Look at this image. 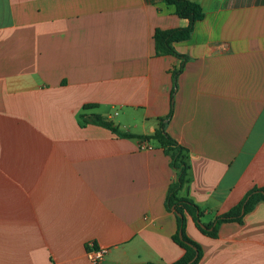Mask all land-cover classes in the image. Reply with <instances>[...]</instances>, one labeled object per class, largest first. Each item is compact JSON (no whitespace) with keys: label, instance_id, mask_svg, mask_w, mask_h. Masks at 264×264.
<instances>
[{"label":"crops","instance_id":"crops-1","mask_svg":"<svg viewBox=\"0 0 264 264\" xmlns=\"http://www.w3.org/2000/svg\"><path fill=\"white\" fill-rule=\"evenodd\" d=\"M205 17L186 56L155 32L185 28L164 0H0V264H173L176 177L156 142L83 126L166 131L188 152L192 199L214 220L264 187V0H191ZM148 148H142V144ZM198 264H264V201L212 238L186 214Z\"/></svg>","mask_w":264,"mask_h":264},{"label":"trees","instance_id":"trees-1","mask_svg":"<svg viewBox=\"0 0 264 264\" xmlns=\"http://www.w3.org/2000/svg\"><path fill=\"white\" fill-rule=\"evenodd\" d=\"M168 5L175 7V12L180 18L188 19L189 24L185 28L174 29H157L155 32V45L157 55H174L180 58H186L177 52L174 43L188 40L194 31L195 24L205 17L202 7L191 0H164ZM98 107L95 104H86L83 113L80 114V121L83 126L88 124L98 125L108 128L118 136L125 138H138L146 142H156L170 158V165L176 172V177L169 186L165 206L169 211H175L177 217V231L173 238L176 243L184 248L185 253L181 259L173 264H198L202 257L201 246L190 239L186 234V214H191L200 230L215 238L218 236V230L221 224L227 222H242L245 215L254 210L255 206L264 201V187L253 188L245 198L229 211L217 215L213 221L203 223L201 218L204 215L203 210L190 198L180 196V191L189 183L190 164L188 161L187 149L179 144L166 131L167 118L159 121L158 128L150 135H135L132 133L122 132L108 118L98 113H88L87 111ZM98 248V247H96ZM152 264V263H151Z\"/></svg>","mask_w":264,"mask_h":264},{"label":"built area","instance_id":"built-area-1","mask_svg":"<svg viewBox=\"0 0 264 264\" xmlns=\"http://www.w3.org/2000/svg\"><path fill=\"white\" fill-rule=\"evenodd\" d=\"M149 145L144 143L142 144V148H148ZM106 248L105 247H99L95 250H90L88 252L89 258L92 261L93 264H98L100 262V260H102L105 252H106Z\"/></svg>","mask_w":264,"mask_h":264}]
</instances>
